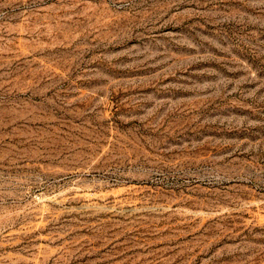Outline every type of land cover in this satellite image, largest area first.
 Masks as SVG:
<instances>
[{"label":"rangeland","instance_id":"1","mask_svg":"<svg viewBox=\"0 0 264 264\" xmlns=\"http://www.w3.org/2000/svg\"><path fill=\"white\" fill-rule=\"evenodd\" d=\"M0 264H264V0H0Z\"/></svg>","mask_w":264,"mask_h":264}]
</instances>
